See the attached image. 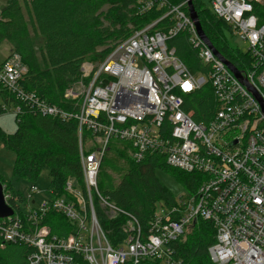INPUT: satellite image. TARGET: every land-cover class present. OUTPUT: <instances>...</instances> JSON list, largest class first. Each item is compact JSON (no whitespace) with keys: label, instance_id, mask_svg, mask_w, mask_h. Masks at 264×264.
Returning a JSON list of instances; mask_svg holds the SVG:
<instances>
[{"label":"built area","instance_id":"2783aa9c","mask_svg":"<svg viewBox=\"0 0 264 264\" xmlns=\"http://www.w3.org/2000/svg\"><path fill=\"white\" fill-rule=\"evenodd\" d=\"M209 1L210 12L248 46L250 64L243 73L264 102V24L255 15V5L263 0ZM188 2L140 1L139 12L155 10L156 18L117 41L99 63L82 64L78 85L64 95L75 104L74 112L21 88L22 69L13 60L0 65V82L20 103L44 117L78 121L83 170V184L67 180L62 196L32 185L21 212L14 209L12 216L0 219V247H29L30 264H78L77 257L87 264H140L160 259L166 251L171 255L167 244L184 236L199 218L215 230L209 248L214 264H264V115L255 97L201 39ZM181 33L197 50L205 72L190 71L171 48L170 41ZM207 85L214 109L198 123L185 104ZM2 111L11 109L3 105ZM112 140L127 144L135 161L154 155L202 181L175 206L158 204L146 232L98 187ZM35 195L40 199L35 201ZM9 198L5 193L7 203ZM96 204L110 218L127 217L128 237L121 246L109 242ZM50 212L62 214L75 232L52 234L44 224Z\"/></svg>","mask_w":264,"mask_h":264},{"label":"trees","instance_id":"16d2710c","mask_svg":"<svg viewBox=\"0 0 264 264\" xmlns=\"http://www.w3.org/2000/svg\"><path fill=\"white\" fill-rule=\"evenodd\" d=\"M143 0H5L0 22V44L10 41L22 64L27 68L19 86L36 94L51 105L67 111H76L73 102L64 95L71 83L80 80L81 66L85 62L99 63L111 51L113 45L128 38L135 29L146 25L157 16L155 10L139 12ZM185 0H169L179 5ZM203 32L218 53L238 72H245L250 64L249 53L233 48L225 33L230 27L203 7L202 0H193ZM2 5V4H1ZM255 15L264 24V5H255ZM187 35L181 33L170 41L176 56L182 59L193 73H203L205 68L198 60L197 50L190 45ZM2 66V63H0ZM212 88L207 85L185 104L192 118L200 123L207 121L214 109ZM7 105L16 113V131L6 134L0 128V139L7 150L16 154L13 175L36 183L43 172L50 178L48 191L62 196L69 179L83 184L78 137V121H62L37 114L0 83V116ZM88 133H84V137ZM128 145L118 142L112 149L115 168L120 182L114 188L105 187L102 166L98 187L119 209L135 217L147 232L158 204L173 207L176 197L160 181L159 171L170 174L190 194H194L202 178L167 165L157 156H147L135 161L128 155ZM104 174V172H103ZM104 177V176H103ZM5 193L10 195L8 204L17 212L24 198L2 178ZM104 189V191L102 190ZM97 219L112 246L119 247L128 237L124 231L125 215L110 218L96 204ZM44 224L52 234L67 236L75 227L57 212H50ZM215 230L211 222L197 219L192 232L167 244V255L146 259L140 264H214L209 248L214 244ZM32 249L22 244L0 247V264H30ZM78 264H87L81 257ZM129 264V263H126Z\"/></svg>","mask_w":264,"mask_h":264},{"label":"rangeland","instance_id":"374dc122","mask_svg":"<svg viewBox=\"0 0 264 264\" xmlns=\"http://www.w3.org/2000/svg\"><path fill=\"white\" fill-rule=\"evenodd\" d=\"M2 4V5H1ZM5 0H0V13L3 10ZM203 7L207 8L210 11V1L202 0ZM262 6L264 5V0L262 1ZM0 22H2L0 14ZM225 37L229 45L233 48H238L242 53L246 54L248 46L242 41L238 40L236 37H233L230 31L225 33ZM188 39V38H187ZM6 60L18 61L19 66L22 69V74H25L27 68L22 64L19 54L15 50L14 45L10 41H4L0 44V63ZM12 61V62H13ZM79 81L71 83L68 88H71L74 85H78ZM0 128L6 134H13L16 131V114L13 110L6 112L0 116ZM118 141L112 140L110 144V150L107 152L105 161L103 163L101 172L102 179H105V187L114 188L120 182V173L117 168H115V162L113 161L112 149L117 146ZM16 160V154L10 150H7L1 139H0V178H2L7 184H10L12 188L19 194L23 196L24 199H27L30 195V187L36 185L41 191H46L50 183V178L47 175V172H43L36 183H30L25 179L15 177L13 175V167ZM104 172V174H103ZM160 181L172 192L176 197L178 203H180L181 198H186L188 192L182 187L170 174L159 171L157 173ZM104 176V177H103ZM104 191V189H102ZM102 192V191H101ZM103 193V192H102ZM35 201L39 200V195L33 197ZM192 232V227L185 234H190Z\"/></svg>","mask_w":264,"mask_h":264},{"label":"water","instance_id":"95a60500","mask_svg":"<svg viewBox=\"0 0 264 264\" xmlns=\"http://www.w3.org/2000/svg\"><path fill=\"white\" fill-rule=\"evenodd\" d=\"M188 7H189V14L190 17L193 19L197 32L201 39L205 42L206 46L213 52L214 56H216L221 62H223L225 65L228 66V68L231 70V72L234 74L236 79L239 81L240 84H242L256 99L258 102L262 114L264 115V102L260 98L259 94L253 89V87L248 83L247 80V75L243 72H238L230 63H228L219 53L218 51L214 48V46L211 44V42L208 40V38L205 36L201 23L198 18V13L195 10L193 0H188ZM240 73H243L245 75V81H243L240 78ZM14 214V209L7 203L5 199V191H4V186L0 182V219H5Z\"/></svg>","mask_w":264,"mask_h":264},{"label":"bare ground","instance_id":"6f19581e","mask_svg":"<svg viewBox=\"0 0 264 264\" xmlns=\"http://www.w3.org/2000/svg\"><path fill=\"white\" fill-rule=\"evenodd\" d=\"M6 61H8V60H6ZM13 62H14L15 64H18V61H16V62H15V61H13ZM2 63H3V62H2ZM0 83H1V82H0Z\"/></svg>","mask_w":264,"mask_h":264},{"label":"crops","instance_id":"0c3cea01","mask_svg":"<svg viewBox=\"0 0 264 264\" xmlns=\"http://www.w3.org/2000/svg\"><path fill=\"white\" fill-rule=\"evenodd\" d=\"M2 63V62H1Z\"/></svg>","mask_w":264,"mask_h":264}]
</instances>
